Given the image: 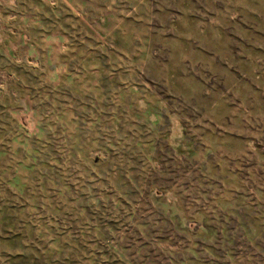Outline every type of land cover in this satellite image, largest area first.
<instances>
[{
  "label": "rangeland",
  "instance_id": "obj_1",
  "mask_svg": "<svg viewBox=\"0 0 264 264\" xmlns=\"http://www.w3.org/2000/svg\"><path fill=\"white\" fill-rule=\"evenodd\" d=\"M0 264H264V0H0Z\"/></svg>",
  "mask_w": 264,
  "mask_h": 264
}]
</instances>
